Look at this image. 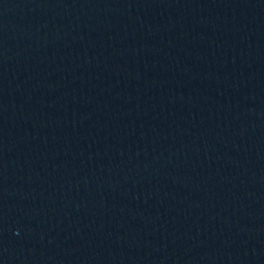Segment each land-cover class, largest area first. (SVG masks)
I'll use <instances>...</instances> for the list:
<instances>
[{"label": "water", "instance_id": "obj_1", "mask_svg": "<svg viewBox=\"0 0 264 264\" xmlns=\"http://www.w3.org/2000/svg\"><path fill=\"white\" fill-rule=\"evenodd\" d=\"M0 264H264V0H0Z\"/></svg>", "mask_w": 264, "mask_h": 264}]
</instances>
